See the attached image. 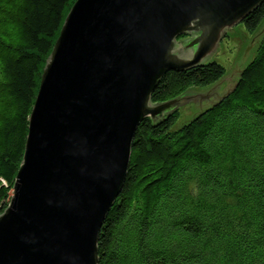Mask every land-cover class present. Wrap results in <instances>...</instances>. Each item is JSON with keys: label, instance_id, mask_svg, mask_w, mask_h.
<instances>
[{"label": "water", "instance_id": "water-1", "mask_svg": "<svg viewBox=\"0 0 264 264\" xmlns=\"http://www.w3.org/2000/svg\"><path fill=\"white\" fill-rule=\"evenodd\" d=\"M263 1L76 0L46 61L0 213V264H99V233L139 124L179 108V127L221 99L256 52L264 22L253 34L242 22ZM183 34L192 36L179 41ZM205 60L222 63L226 76L152 102L163 75Z\"/></svg>", "mask_w": 264, "mask_h": 264}, {"label": "trees", "instance_id": "trees-1", "mask_svg": "<svg viewBox=\"0 0 264 264\" xmlns=\"http://www.w3.org/2000/svg\"><path fill=\"white\" fill-rule=\"evenodd\" d=\"M76 0H0V213L21 165L46 61ZM264 1L242 22L255 32ZM181 37H184L182 35ZM226 76L217 60L171 70L162 103ZM174 109L138 126L99 264H264V33L233 86L182 126Z\"/></svg>", "mask_w": 264, "mask_h": 264}, {"label": "flooded vegetation", "instance_id": "flooded-vegetation-1", "mask_svg": "<svg viewBox=\"0 0 264 264\" xmlns=\"http://www.w3.org/2000/svg\"><path fill=\"white\" fill-rule=\"evenodd\" d=\"M183 35H184V37H181V36H182V35H181V36L178 38L179 41L185 40V39L190 38V37L192 36V35H189V34H183Z\"/></svg>", "mask_w": 264, "mask_h": 264}, {"label": "rangeland", "instance_id": "rangeland-1", "mask_svg": "<svg viewBox=\"0 0 264 264\" xmlns=\"http://www.w3.org/2000/svg\"><path fill=\"white\" fill-rule=\"evenodd\" d=\"M237 25H239V24H237ZM237 25H235V26H233V27H236ZM246 30H247V29H246ZM247 31H248V30H247ZM248 32H249V31H248ZM249 34H253V32H252V33L249 32ZM224 37H226L228 40H230L229 34L226 33V34L223 36V38H224ZM221 41H222V40H221ZM221 41H220V42H221ZM204 86H205V85H204ZM177 120H178V119H177ZM176 122H177V121H176Z\"/></svg>", "mask_w": 264, "mask_h": 264}]
</instances>
